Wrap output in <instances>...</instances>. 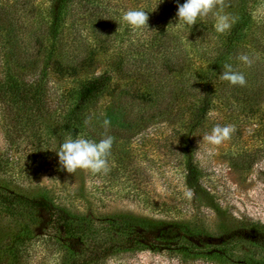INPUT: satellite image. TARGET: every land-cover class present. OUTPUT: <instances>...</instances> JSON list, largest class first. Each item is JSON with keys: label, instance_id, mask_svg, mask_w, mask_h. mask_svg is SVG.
<instances>
[{"label": "trees", "instance_id": "obj_1", "mask_svg": "<svg viewBox=\"0 0 264 264\" xmlns=\"http://www.w3.org/2000/svg\"><path fill=\"white\" fill-rule=\"evenodd\" d=\"M184 2L15 0L13 5L0 4V33H6L19 65L0 79V95L13 109L15 124L29 131L34 145L41 148L51 138L62 143L69 134L96 137L93 118L101 113L98 105L104 96L112 97L106 111L122 109L128 122L137 117L182 119L185 127L189 114L199 122L208 108L224 105L231 97L235 102H263L264 0H225L222 14L231 10L236 18L225 33L215 31L211 14L191 28L177 23V4ZM129 9L148 12L149 27L133 29L124 22L122 14ZM98 49H114L112 65L127 79L123 86L105 72L94 75L65 93L61 107L55 109L46 71L28 78L43 61L50 62L52 73L76 78L95 63ZM241 53L252 59L250 67L236 58ZM226 63L246 77L247 89L237 86L240 95L232 94L230 83L220 79ZM198 64L206 68L205 73ZM186 170L188 186L198 192L199 170L191 156ZM0 216L13 223V229L0 237V264H22L27 243L47 236L64 246L60 264H103L119 253L140 251L168 252L182 261L264 264V222L252 218L236 220L238 225L230 227L222 217L219 234L191 219L132 212L113 213L98 222L73 214L49 194L27 193L3 182Z\"/></svg>", "mask_w": 264, "mask_h": 264}, {"label": "rangeland", "instance_id": "obj_2", "mask_svg": "<svg viewBox=\"0 0 264 264\" xmlns=\"http://www.w3.org/2000/svg\"><path fill=\"white\" fill-rule=\"evenodd\" d=\"M14 2L0 0V4L7 5ZM20 14L24 20V11ZM226 14L233 15L231 10ZM0 34L2 79L19 65L16 50L6 42V33ZM112 51L114 49L95 51L94 65L76 78L52 73L49 61L39 63L28 78L46 71L51 101L56 109L61 107L65 93L94 75L105 72L112 76L115 84L123 86L127 82L112 65ZM198 67L201 69L199 64ZM204 70L200 72L205 73ZM232 87V94H241L237 86L230 84ZM111 99V96L100 99L98 110L101 113L93 118L96 137H85L96 142L105 135L114 138L108 157L109 170L93 174L78 169L75 174H69L60 169L56 154L63 142L51 138L41 148L34 145L29 131L24 132L15 124L13 109L0 95V182L27 193L49 194L73 214L92 217L98 222L113 213L132 212L157 218L191 219L203 223L215 234L220 233L222 217L230 227L237 226L236 220L242 218L264 222V101L235 102L236 98L231 97L224 105L208 108L199 122L189 114L186 118L189 124L185 127L182 119L170 122L156 117H137L128 122L124 110L114 108L118 112L112 114L106 111ZM105 119L111 122L107 130L103 126ZM216 124H230L236 129L231 138L219 146L203 141L204 134ZM128 125H131L130 130ZM190 156L199 170L198 192L188 186L186 162ZM9 223L0 216L1 238L13 229V223ZM47 237L34 238L27 243L22 264H60L64 246ZM103 264L216 263L202 259L182 261L168 252L140 251L119 253Z\"/></svg>", "mask_w": 264, "mask_h": 264}, {"label": "clouds", "instance_id": "obj_3", "mask_svg": "<svg viewBox=\"0 0 264 264\" xmlns=\"http://www.w3.org/2000/svg\"><path fill=\"white\" fill-rule=\"evenodd\" d=\"M225 6V0H185L183 4H177V23L187 25L191 28L198 20L208 17L211 14L215 21L213 25L215 31L225 33L236 22L235 17L222 14ZM218 8L219 11L217 10ZM122 20L133 29L149 27V15L145 10H126L122 14ZM236 58L249 67L253 63L252 59L245 53L238 54ZM220 79L229 82L233 86L244 87L247 84L245 75L234 69L228 63L223 65ZM89 122L90 118L85 120L86 124ZM110 124L111 122L108 119L103 121V126L106 130L110 127ZM235 131L234 125L222 126L216 124L209 133L204 134L203 141L210 145L219 146L224 141L229 140ZM113 142L114 138L110 135H105L99 142H96L83 136L73 138L69 134L60 145L59 150L56 151L60 169L66 170L69 174H75L78 169L89 170L93 174L107 173L109 170L108 157L111 153ZM187 195L191 196V193H187Z\"/></svg>", "mask_w": 264, "mask_h": 264}]
</instances>
